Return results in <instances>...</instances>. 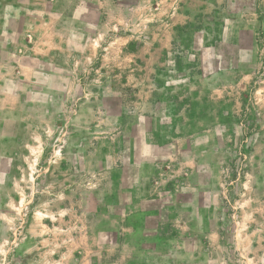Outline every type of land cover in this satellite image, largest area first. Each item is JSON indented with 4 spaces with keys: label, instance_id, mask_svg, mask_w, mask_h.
Returning <instances> with one entry per match:
<instances>
[{
    "label": "rangeland",
    "instance_id": "obj_1",
    "mask_svg": "<svg viewBox=\"0 0 264 264\" xmlns=\"http://www.w3.org/2000/svg\"><path fill=\"white\" fill-rule=\"evenodd\" d=\"M13 1L0 28L27 18L54 51L8 58L34 57L40 84H0L21 100L0 118V264H264V135L243 110L264 79L259 2Z\"/></svg>",
    "mask_w": 264,
    "mask_h": 264
},
{
    "label": "crops",
    "instance_id": "obj_2",
    "mask_svg": "<svg viewBox=\"0 0 264 264\" xmlns=\"http://www.w3.org/2000/svg\"><path fill=\"white\" fill-rule=\"evenodd\" d=\"M5 1V2H4ZM12 1V5L14 3L13 0ZM257 2H259V6L258 7L256 13L258 15V17H261L263 20V27H264V0H257ZM6 5H9V0H0V7H7ZM12 8H14V6H12ZM11 10H9L8 12H10ZM262 11V13H261ZM250 17L252 18V20L254 19V12L250 13ZM248 16V15H246ZM239 17L242 19L244 18V13L242 12L239 16H236V19L239 20ZM23 22H24V28L27 27V22H29V20L27 18L22 19V22L20 23L19 26L17 27H13V26H1L0 28V79H4V80H0V84H3L4 81H9L10 79H12L13 76H7V74L12 73L13 71H16L17 69L21 68L23 70V72H25V74H28V77L31 81L32 84H40V82L37 81L36 79V73L40 72V69H38L35 64V58L32 57V62L28 63H16L13 62L11 60H8L10 54H15L16 52H18L19 50L21 51H25L26 53L35 55L38 51H43L45 53H49L54 51L53 48H51V46H44L43 44L45 43V41L42 40V38L37 35V34H30L27 33L25 31V33H21L22 28H21V24L23 26ZM23 28V30H24ZM244 30H249L251 31V28H242L241 31ZM264 30V29H262ZM255 34L257 33L256 31H251V34ZM243 33V32H241ZM254 36V35H253ZM28 37H30L32 39V42L29 41ZM20 38V41L23 42L21 43L22 47L20 45H18L16 43V41H18V39ZM5 39V40H4ZM27 43V44H25ZM43 43V44H42ZM29 44H31L29 46ZM21 47V48H20ZM25 47V49L23 48ZM28 58V57H27ZM21 64V65H20ZM3 74V75H2ZM2 75V76H1ZM67 80V82H70L71 80H68L67 78H65ZM252 89V94L249 97V99H246V104L243 106V110L246 109V111L248 110V113H245V115H249L252 116L253 119L256 118V121L259 122L260 125V132H263L262 135H264V79H260L258 82L255 81L254 82V86L251 85ZM20 98L18 95H15L13 93H6V92H0V118L2 119H9L12 117H16V115L20 112V108H21V103H20ZM243 103V100H242ZM245 108V109H244ZM46 109V108H45ZM242 108H240L241 110ZM46 114V113H45ZM34 115H42V113H39V111L37 113H34ZM255 122V121H254ZM253 123V121H252ZM255 126H257V124H255ZM41 130H39V128L37 127V130L32 131V143L33 146H35L37 144V142H39V139H43L41 137ZM3 139H8L6 137H3ZM10 141H14V140H10ZM30 142V141H29ZM258 148V146H256ZM259 149L262 150L261 153H259L260 155H256V159L258 160H254V171L253 174L255 175L256 172V176H259L258 173H261V178H264V140L262 139V143L259 146ZM258 149V151H259ZM2 156V158H4V160H13L15 159V152H11V151H4L2 152V154H0ZM195 162V161H194ZM212 160H202L203 163V167L204 170H209L210 171V165H211ZM216 161H213V163H215ZM186 163H191V160H186ZM220 163V161H219ZM207 166V168L205 167ZM7 191H10V193H7ZM7 191H0V219H2V213L5 211H9L12 209L11 204V197L15 196V193L12 192V190H7ZM252 196H257V197H262L264 198V189L260 190V189H256L252 191ZM105 261L108 262V257L109 255H105Z\"/></svg>",
    "mask_w": 264,
    "mask_h": 264
}]
</instances>
